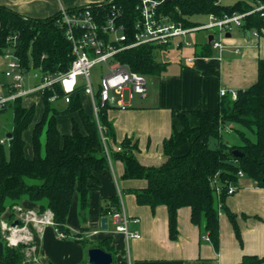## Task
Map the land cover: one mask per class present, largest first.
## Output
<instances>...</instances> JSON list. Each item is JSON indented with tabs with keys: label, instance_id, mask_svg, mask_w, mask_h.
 I'll return each mask as SVG.
<instances>
[{
	"label": "trees",
	"instance_id": "obj_1",
	"mask_svg": "<svg viewBox=\"0 0 264 264\" xmlns=\"http://www.w3.org/2000/svg\"><path fill=\"white\" fill-rule=\"evenodd\" d=\"M108 1L65 12L71 14L89 9L93 13L108 15L114 6L120 10L119 24L128 34L126 45L133 38L138 0ZM259 2L264 4L263 0ZM253 8L243 0L228 6L218 0H167L161 5V13L171 21L191 28L198 25L191 20L194 16L213 15L221 19ZM61 19V12L48 18L33 19L0 6V58L12 45L10 38L16 35L15 54L26 72L31 69L43 74L66 72L72 61L71 44L65 37ZM240 28L243 32L264 36V15L258 12L244 17ZM161 48L164 47L141 45L124 49L114 58L132 72L158 77L165 72L167 65L156 57V50ZM210 49L209 44L203 43L195 54L206 57L211 54ZM83 95V88L77 87L70 94L69 103L65 104V94L59 84H53L42 92L43 115L32 129L31 159L25 157L22 134L33 122L35 107L25 108L21 98H16L0 108V113L5 109L12 113L11 138L4 144L0 143V218L10 211L9 219L12 220L15 215L13 208L24 200L28 201L37 206L39 215L51 214L64 239H72L86 249H101L113 256L115 251L109 238L92 242L82 237L84 230L71 235L67 217L75 195L80 209L87 208L90 189L98 186L99 177L109 170L110 162L118 160L123 164L122 180H145L147 183L144 189L129 191L138 205L148 206L151 210L158 206L167 208L171 240L177 238V212L186 207L190 210L191 223L198 227L201 235L208 237L214 249L217 250L219 245L220 212L228 217L235 237L242 243L237 216L228 210L225 200L229 196V187H238L239 173L256 187L264 188V60L257 62L256 82L247 89L237 90L234 100L227 93L219 95L214 110L172 112L173 118L180 123V129H173L163 141L166 161L159 167L141 165L133 155L137 146L132 140L124 139L115 144L113 123L107 115L113 107L99 104L95 119L84 111ZM74 113L79 121H72L70 134L61 135L56 118ZM190 117L197 120L195 127L190 125ZM229 125L233 126L240 144L224 142L222 130ZM184 145H188V151L175 155V151ZM117 147L120 151L116 150ZM234 151L239 155L236 156ZM119 210L117 196L100 202L99 213L103 218ZM0 241L3 243L0 264H30L25 262L27 245H9L1 234ZM239 264H264V257L243 256Z\"/></svg>",
	"mask_w": 264,
	"mask_h": 264
},
{
	"label": "crops",
	"instance_id": "obj_2",
	"mask_svg": "<svg viewBox=\"0 0 264 264\" xmlns=\"http://www.w3.org/2000/svg\"><path fill=\"white\" fill-rule=\"evenodd\" d=\"M104 1L106 0H0V6L23 17L44 19L61 11ZM243 1L254 7L260 4L259 0ZM208 16L203 17L208 19ZM196 23L203 24L201 21ZM252 33L243 32L240 27H233L224 33L220 50L212 48L211 42L208 43V36L212 33L208 34L204 41L200 40V45L207 43L211 46V54L206 57L197 56L196 47L192 52L190 51V55L184 57L185 52L182 53V47L184 41L189 42L186 37L181 41L178 40L181 42L178 46L179 42L175 44L171 42L168 46L177 48L180 54L171 64L169 61L159 60L167 64L166 70L160 76L153 77L157 92L149 101L133 104L131 103L133 97L131 100H126L125 108L113 107L108 111V119L113 123L115 132V144L121 143L124 139H130L137 146L133 155L141 165L145 167L163 165L166 158L162 143L171 135L173 129H180V123L173 118L172 112L214 110L219 102L220 90L236 92L247 89L256 82L257 62L260 59L264 60V36H254ZM169 47L163 49H169ZM188 60L191 62L188 63ZM5 68L6 61L1 57L0 97H7L10 93L11 81L4 76ZM34 72L36 71L26 72L25 89H31L36 83V80L31 77ZM30 73L31 79L28 77ZM140 98L145 100L148 98V86L145 97ZM83 100L87 102V108L83 106L84 111L94 117L89 97L82 96V105ZM21 102L25 108L35 107L33 122L22 134L25 157L31 159L33 156L32 129L43 115L42 93H30L22 97ZM73 120L79 121L75 113L56 118L57 129L61 135L71 133ZM189 121L191 126L197 125L195 118L190 117ZM11 129L12 113L9 109H5L0 113V143L4 144L9 140L8 134H11ZM187 151L188 145H184L175 151V155H183ZM109 165V170L99 177L98 186L90 189L88 206L85 210L80 209L78 196L73 197L67 217V227L71 235L84 230L82 237L92 242L109 238L110 246L115 251V255H111V264H239L243 256L264 257V188L256 187L251 180L243 176L239 177L236 191L225 200V206L237 216L236 221L242 243L240 244L235 237L228 217L220 212L219 245L216 250L209 241L204 240L205 235H201L198 227L191 223L190 210L186 207L177 212V238L171 240L167 208L158 206L151 210L148 206H140L136 203L135 196L129 193L130 190L144 189L147 185L146 181L122 180L121 161L114 160ZM114 196L119 198L128 217V230L140 236L138 239L129 240L127 244L124 236L114 231L110 217H106L107 229H101L100 220L103 217L99 213L100 202L104 198ZM14 208L23 210L30 223L28 226L23 223L21 228L23 227L24 230L17 231L11 240L19 242L21 240L18 241V239L21 236L26 237L24 234L29 232L30 236L27 237L31 239L33 245L25 249L27 250L25 262L88 264L85 250L89 249L72 239H60L52 226L39 224L37 219L42 215H39L35 204L24 200ZM14 208L13 211L16 213ZM10 215L11 212L6 211L1 216L0 227L2 224H10L8 222ZM2 253L3 243L0 241V263Z\"/></svg>",
	"mask_w": 264,
	"mask_h": 264
},
{
	"label": "built area",
	"instance_id": "obj_3",
	"mask_svg": "<svg viewBox=\"0 0 264 264\" xmlns=\"http://www.w3.org/2000/svg\"><path fill=\"white\" fill-rule=\"evenodd\" d=\"M109 0L108 2H111ZM167 0H138L135 7L138 13V18L134 26L132 41L124 45L128 41V34L124 30L123 25L119 24L120 10L114 6L111 7V12L108 15L93 13L89 9L75 11L71 14L61 11V25L65 28V37L71 44L72 61L66 72L54 74H43L38 70L31 76L36 83L31 89L24 88L26 79V71L20 64L18 57L15 54L16 35L10 38L11 47H9L2 58L6 61L4 76L11 83L9 86L10 93L7 97H0V108L7 102L13 101L16 98H22L33 92L42 93L45 89L50 88L53 84H59L64 92V103H69L70 94L77 87H82L83 92L91 101L93 114L97 118L99 106L107 104L111 107L125 108L126 100H131L135 96L145 97L147 91V83L144 76L132 72L129 67L115 60V55L124 50L131 49L141 45H155L158 47H167L173 40L181 41L188 34L211 29L219 30V39L216 40V35L212 33L213 38L211 46L214 49H222L223 34L230 31L233 27H241L244 17L260 13L264 15V4L260 3L249 12L243 14H234L231 17H223L218 19L213 15L208 16L207 24H200L196 27L185 28L181 23H176L162 15L161 5ZM257 36L256 32L252 33ZM178 41V42H179ZM177 42V43H178ZM181 44L179 42L177 46ZM185 46L191 44L184 41ZM191 60H188L190 63ZM103 65L106 69V74L102 76V84L97 92L93 90L90 82V70L96 65ZM34 70V69H31ZM230 94L232 99L236 98V92H227L220 90L219 95L224 96ZM100 104V105H99ZM105 143V138L102 137ZM120 151V148H116ZM106 156L109 159V153L106 151ZM239 173V177H242ZM236 187H229L228 195H232L236 191ZM218 191V189H216ZM18 210H20L18 208ZM114 231L121 233L125 242L131 239H138L140 236L136 232H130L127 228L128 217L123 209L120 201V210L110 213ZM24 223V221H22ZM39 224L52 226L60 239H64V234L60 233L49 212L44 213L39 219ZM3 231H11L6 237L9 245L17 246L21 242L11 241L17 230L16 227L2 224ZM26 238V237H22ZM29 241L31 240L28 238ZM204 240L208 241L205 236ZM19 241V240H18Z\"/></svg>",
	"mask_w": 264,
	"mask_h": 264
},
{
	"label": "rangeland",
	"instance_id": "obj_4",
	"mask_svg": "<svg viewBox=\"0 0 264 264\" xmlns=\"http://www.w3.org/2000/svg\"><path fill=\"white\" fill-rule=\"evenodd\" d=\"M235 1H237V0H219V2L224 4V5L232 4ZM191 20L193 22H195V23H196V21H201V23H203V24H207L209 22V20L206 17H203V16H194V17L191 18ZM210 33H214L216 35V40L219 39V35H218L219 34V30L217 28L216 29L205 30V31L194 32V33L188 34L186 36V40L191 42L192 46L190 48H188V47L183 45V47H182L183 48L182 49L183 52L182 53L185 52V55L183 54V56L186 57L187 55H190V51L192 52L195 47L199 48L200 47V43H201L200 40L204 41L206 36L208 34H210ZM195 40H197V41H195ZM172 42H173V44H175L176 42H178V40H173ZM167 47H169V46H167ZM155 54H156V57L158 58V60L169 61L170 64H171V63H174L175 59H178L180 51L177 48H175V47H172V48L169 47V49H165V50L162 49V48L158 49V50H156ZM105 74H106V69L104 68L103 65H100V64L94 66L90 70V82H91L93 90L95 92H97L98 89L100 88V85L102 84V76H104ZM31 75L32 74L30 73L28 75V77L31 76ZM29 79H31V77H29ZM154 79L155 78H153V77H147L146 78L147 86H148V98L145 100V99H141L139 96H135L131 103L137 104L139 102L146 103V102L149 101V99L153 96V94L155 92H157V85L154 83ZM83 106H84V108H87L86 100H83ZM9 116H10V114H9ZM235 128L239 129V127H237V126H235ZM233 129H234L233 126L229 125L227 128L222 130L223 140H224L225 143H230V144L237 143V144H240V139H239L237 133ZM14 210H16L14 218L12 220L9 219L8 222L10 224H6V225L9 227V226H11V224L14 221H17L18 224H19L17 226V230H18V229L21 228V226H23V222L22 221H24V224H26V226H28L30 223L28 222L27 214L21 209L18 210V208H14ZM28 229L29 228L27 227V230ZM10 233H11V231H3L0 228V234H1L2 238H4L5 240H6V237H8L10 235ZM24 235H26V238H22V236H21V238L18 239V240H21V241H19V242H21L19 244H24V245H27V246L31 247V245H33V243H31V241H29V239H28L29 237H27V236H30L29 232L27 231ZM86 251L88 252V250H85V252ZM26 253H27V250L24 251V254H26Z\"/></svg>",
	"mask_w": 264,
	"mask_h": 264
},
{
	"label": "water",
	"instance_id": "obj_5",
	"mask_svg": "<svg viewBox=\"0 0 264 264\" xmlns=\"http://www.w3.org/2000/svg\"><path fill=\"white\" fill-rule=\"evenodd\" d=\"M212 38H213L212 35L208 36V43L211 42ZM10 138H11V134H8V139H10ZM234 154L236 156L239 155L238 151H234ZM100 224H101V229L106 230L107 229V218H102L100 220ZM18 225H19L18 222L14 221L11 224V227H16ZM58 229H60V228L58 227ZM87 257H88V264H111V262H112L111 254L106 253V252H104L98 248L89 249L87 252Z\"/></svg>",
	"mask_w": 264,
	"mask_h": 264
}]
</instances>
